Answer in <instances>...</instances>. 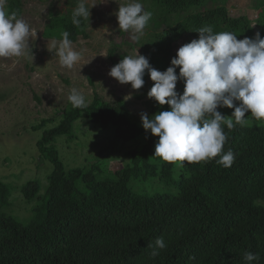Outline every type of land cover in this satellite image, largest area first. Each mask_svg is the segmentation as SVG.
Masks as SVG:
<instances>
[{
    "label": "trees",
    "instance_id": "16d2710c",
    "mask_svg": "<svg viewBox=\"0 0 264 264\" xmlns=\"http://www.w3.org/2000/svg\"><path fill=\"white\" fill-rule=\"evenodd\" d=\"M146 1L145 10L153 13L149 22L153 32L138 54L160 71L176 56L175 42L185 36L198 39L194 30L204 25H211L214 32H234L238 39L256 33L247 15H232L220 0ZM76 5L73 0L66 13L52 16L45 32L62 39L67 31L72 42L88 38L90 18L80 26L72 23ZM254 5L260 9L264 0H255ZM5 8L22 16L23 0H6ZM255 23L264 38V18L257 17ZM124 56L129 55L116 49L107 52L112 67ZM148 77L146 71L145 84L137 90L146 96L151 88ZM177 90L182 93L184 83L178 82ZM147 98L151 114L170 110ZM82 116L102 129L113 126L111 149L120 142L142 140L128 152L130 163L106 178H99L95 168L66 170L54 141L59 136L70 140L73 125ZM223 127L228 136L224 152L231 149L235 154L231 167L216 163L219 156L181 165L157 160L159 137L134 122L120 98L108 102L94 93L87 109L64 110L61 122L37 142L53 170L42 196L45 202L33 209L27 223L2 212L10 205L12 190L0 179V264H249L244 259L249 251L259 254L251 264H264V127ZM152 179L169 191L135 188ZM132 181L137 183L131 186ZM40 190V182L30 180L21 194L31 202ZM158 237L167 247L152 257L149 245L154 246Z\"/></svg>",
    "mask_w": 264,
    "mask_h": 264
},
{
    "label": "rangeland",
    "instance_id": "374dc122",
    "mask_svg": "<svg viewBox=\"0 0 264 264\" xmlns=\"http://www.w3.org/2000/svg\"><path fill=\"white\" fill-rule=\"evenodd\" d=\"M72 1L23 0L21 17L37 31V36L31 39L25 55L0 58V179L12 190L10 205L2 212L23 223L30 221L35 207L44 204L42 196L53 170L50 161L39 152L37 142L44 132L61 122L64 110L73 107L68 100L72 88L80 89L89 102L94 93L108 102L122 99L133 121L139 125H142L141 113L153 116L145 94L130 89L128 84H121L108 74L112 66L105 56L111 49L124 51L129 56L138 55L140 47L153 32L151 23L146 26L144 35L134 41L131 32L120 31L115 15L119 4H126L128 0H87L89 7L96 4L91 8L88 38L80 36L73 42L74 49L82 53V59L69 69L60 65L55 54L62 39L45 31L50 18L66 13ZM139 2L144 10L149 5L146 0ZM218 3L226 6L232 15H247L258 32L255 19L264 18V6L256 9L255 0H220ZM191 40L185 36L176 41L173 46L175 54L179 47ZM176 71L179 74V67ZM148 82L152 87L154 81L150 76ZM178 82L184 83L182 80ZM220 111L224 115L232 114L228 107ZM247 119L251 127H264V121L256 122L251 116ZM113 133V126L102 129L82 116L73 125L72 138L59 136L54 145L66 170L95 168L99 178H106L129 164L128 152L142 143V140L120 142L111 149ZM30 180L39 181L41 190L40 196L28 202L21 189ZM133 183L137 182L132 181L130 185ZM139 183L135 188L142 189V192L169 191L158 179Z\"/></svg>",
    "mask_w": 264,
    "mask_h": 264
},
{
    "label": "clouds",
    "instance_id": "9594fccd",
    "mask_svg": "<svg viewBox=\"0 0 264 264\" xmlns=\"http://www.w3.org/2000/svg\"><path fill=\"white\" fill-rule=\"evenodd\" d=\"M5 3L6 0H0V58L20 57L27 53L37 31L19 13L6 12ZM95 5L89 7L87 0H77L72 23L80 26L82 20H89ZM119 5L115 15L120 31L131 32V39L138 41L153 13L144 10L139 0ZM194 31L199 33V38L179 47L165 71L157 70L146 56L138 54L124 56L108 74L119 83H130L132 89L139 90L145 84L147 71L154 81L147 96L161 106L170 107L151 117L141 113L143 128L159 137L154 156L170 163L179 161L181 165L209 162L219 156L216 163L228 168L234 163L235 154L231 149L224 152L228 136L223 126L228 130L237 125L251 126L246 118L249 112L256 122L264 121V38L256 32L254 37L238 39L234 32H214L211 25ZM69 35L67 31L63 33L55 54L62 67L71 69L82 59V53L74 49ZM179 80L184 82L182 93L177 90ZM68 100L80 109H87L90 103L77 88L71 89ZM224 107L234 111L224 115L218 110ZM149 246L153 247L152 257L167 247L162 237ZM244 259L251 264L259 260V254L245 252Z\"/></svg>",
    "mask_w": 264,
    "mask_h": 264
}]
</instances>
